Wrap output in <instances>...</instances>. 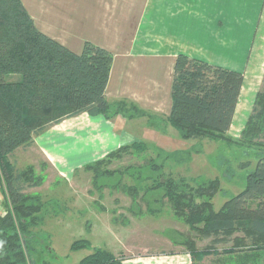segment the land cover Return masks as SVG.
<instances>
[{
	"label": "trees",
	"instance_id": "obj_1",
	"mask_svg": "<svg viewBox=\"0 0 264 264\" xmlns=\"http://www.w3.org/2000/svg\"><path fill=\"white\" fill-rule=\"evenodd\" d=\"M113 61L112 51L99 44L86 41L78 53L42 31L23 0H0V183L8 198L7 211L0 214V264H37V229L45 222L49 203L39 192L28 190L42 185L44 169L38 171L33 164L18 168L13 161L15 151L35 146L36 137L49 127L81 113L107 119L119 114L130 118L147 114L134 101H110L106 97ZM243 82V72L183 53L176 58L173 104L166 123L181 139L222 141L228 147L247 150L257 159L246 186L220 208L213 201L222 189L220 177L197 183L195 177L183 172L165 171L170 161L186 164L191 149L167 151L146 140H134L83 167L93 172V180L102 190L107 184L102 178L109 180L116 174L110 167L115 160L157 148L155 157L137 166L157 173L145 176L147 181L154 177L145 186V194L161 192L162 200L170 203L178 220L199 238L209 239L204 247H199L193 237L180 243L195 264L212 255L220 264H264V85L256 94L240 136L234 138L229 130ZM225 164L230 178L233 167H229V160ZM252 164L253 160L247 158L238 166L246 169ZM132 166L124 170L132 171L136 168ZM129 173L133 179L142 178L141 172ZM120 184L122 180L116 186ZM125 187L135 195L133 198L142 188L137 182ZM147 211L154 214L156 209L148 206ZM218 243L228 246L219 249ZM88 245L87 239H78L72 248ZM78 264L124 262L111 250L97 246Z\"/></svg>",
	"mask_w": 264,
	"mask_h": 264
},
{
	"label": "crops",
	"instance_id": "obj_2",
	"mask_svg": "<svg viewBox=\"0 0 264 264\" xmlns=\"http://www.w3.org/2000/svg\"><path fill=\"white\" fill-rule=\"evenodd\" d=\"M37 4L35 0L36 9L43 8V20L32 12L31 3L26 7L38 27L73 51L80 53L86 41L111 50L114 61L106 97L134 101L147 112L139 119L81 113L38 135L33 147L60 178H74L86 164L134 140H146L163 149L179 145L183 149L190 144L173 136L165 121L172 110L174 65L179 54L243 72L244 78L251 79L243 82L229 132L236 118L244 121L251 114L264 78V0H42L41 6ZM68 4L81 8L91 4L95 16H81L77 27L66 10L58 22L47 24L48 10L69 9ZM240 64L249 66L248 70H242ZM90 146L95 154L82 165ZM7 199L0 183V214L7 211ZM112 243L115 250L111 251L124 264H194L183 246L134 254L136 247L118 235Z\"/></svg>",
	"mask_w": 264,
	"mask_h": 264
},
{
	"label": "rangeland",
	"instance_id": "obj_3",
	"mask_svg": "<svg viewBox=\"0 0 264 264\" xmlns=\"http://www.w3.org/2000/svg\"><path fill=\"white\" fill-rule=\"evenodd\" d=\"M23 1L26 2L25 6L28 5L30 7L29 4L31 3L34 10L32 12L36 16H41L43 20L41 13L43 8H37L39 9L38 11L35 6V0ZM37 5L41 6L42 0H38ZM90 5L84 4L82 8L69 5L71 7L69 9L48 10L46 13L47 24L58 22L60 15L69 10L66 16L70 17L73 25L78 27L82 23L80 20L81 16H95L94 13L96 11L95 9L92 10ZM91 21V19L87 20V25ZM85 29L87 30L86 26ZM88 29L92 30L89 27ZM237 64L239 65V63ZM248 68L249 66L244 67L241 65V69L244 71H247ZM244 80L245 84L251 81L248 76ZM249 116L250 114L244 121L236 118L233 129L229 132L232 137L238 138L240 136ZM139 117L136 118L139 119ZM169 132L180 139V141H188L190 144L187 145L188 147L184 145L183 149H191L192 152L191 158L186 164L181 165L170 161L166 164L165 171L183 172V175L195 177L197 183L220 177L222 189L213 198L216 208H220L226 200L236 195L246 186L247 175L254 170L257 163V159L247 154V150L236 146L228 147L222 141L205 139L196 142L195 140H184L178 136V131L172 126ZM180 148L182 147L179 145L165 149L172 151ZM157 152V148H152L147 153H128L121 160H115L110 167L116 170V174L108 178L109 180L106 177L102 178V181L107 184L101 190L99 187L97 188L98 183L93 180L92 171L84 168L79 169L76 171L74 178L66 180L60 178L56 171L49 167L43 154L36 148L28 147L16 150L13 154V161L17 163L18 168L23 169L29 164H33L38 171H43L44 169L46 177L42 185L28 189L29 191L39 192L43 199L49 202L47 204L45 222L37 229L39 242L35 244L37 247V253L34 254L36 263L78 264L83 257L93 252L97 246L115 250L112 242L115 241L116 235L121 237L124 242L136 247L132 249L134 254H140L145 249L150 252L151 250L159 252L178 249L183 246L180 243H183L187 237H193L199 247L209 244V239L199 238L195 231L174 216L170 203L167 200H162L161 192H157L152 196L145 194V186L151 184L154 178L147 181L145 176H155L157 173L153 172L149 167L140 169L137 166L145 165L151 157L157 155ZM94 154V148L90 146L87 154L82 156L85 159L82 165L91 161ZM247 158L253 160L252 166L241 169L238 166L239 162ZM227 160L231 164L229 167H233L234 172V175L230 178L226 175L225 161L227 162ZM158 162H161V160L158 159ZM74 163H78V161ZM130 166H132V169L136 168L132 171L124 170ZM120 170L124 171V173L120 174ZM129 172H133L136 175L141 172L142 178L133 179ZM119 180H122V184H120L121 186H116ZM136 182L142 188L139 190L138 196L133 198L135 195H132L125 186L136 184ZM148 206L151 209H156V212L154 214L152 211L148 212ZM78 239H87L89 245L73 249L72 243ZM174 245L179 246L175 247ZM227 246L225 243L217 244L219 249ZM183 249L186 248L184 247ZM217 258L212 255L206 257L199 264H220Z\"/></svg>",
	"mask_w": 264,
	"mask_h": 264
}]
</instances>
